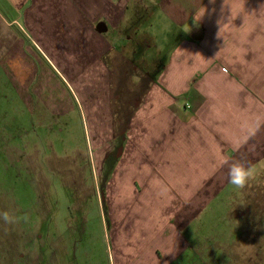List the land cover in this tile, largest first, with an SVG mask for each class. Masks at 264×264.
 Segmentation results:
<instances>
[{"label":"crops","instance_id":"crops-1","mask_svg":"<svg viewBox=\"0 0 264 264\" xmlns=\"http://www.w3.org/2000/svg\"><path fill=\"white\" fill-rule=\"evenodd\" d=\"M144 22L157 26L168 55L134 104L118 94V59L151 45L137 34ZM0 77L29 108H49L43 91L67 96L69 87L90 113L99 152L121 148L107 190L130 222L117 264H195L184 233L228 194L234 163L256 174L227 213L239 224L231 232L240 244L264 243V0H0Z\"/></svg>","mask_w":264,"mask_h":264},{"label":"rangeland","instance_id":"rangeland-1","mask_svg":"<svg viewBox=\"0 0 264 264\" xmlns=\"http://www.w3.org/2000/svg\"><path fill=\"white\" fill-rule=\"evenodd\" d=\"M137 34L143 43L150 38L151 45L144 53H122L118 59V94L134 104L148 94L168 55L162 53L152 22L141 24ZM65 89L67 96L63 88L43 91L49 94V108L36 101L29 108L14 100L13 90L0 77V213L7 211L16 221L0 220V264H117L121 237L129 235L127 208L114 209L107 192L121 148L99 152L90 113L73 99L74 91ZM227 189L222 201L210 203L187 226L185 255L195 256V264H264V254L259 256L262 239L257 245L240 244L241 235L231 232L239 224L227 213L242 206L244 196ZM246 206L261 209V202Z\"/></svg>","mask_w":264,"mask_h":264},{"label":"clouds","instance_id":"clouds-1","mask_svg":"<svg viewBox=\"0 0 264 264\" xmlns=\"http://www.w3.org/2000/svg\"><path fill=\"white\" fill-rule=\"evenodd\" d=\"M210 3L214 4L215 0H210ZM217 38H219V33H217ZM223 163H227V161H222V164ZM255 174L256 169L254 166H246L243 163H234L228 170L229 183L234 189L243 190L255 178ZM0 220H3L5 224L16 222L15 217L10 215L7 211L0 213Z\"/></svg>","mask_w":264,"mask_h":264}]
</instances>
